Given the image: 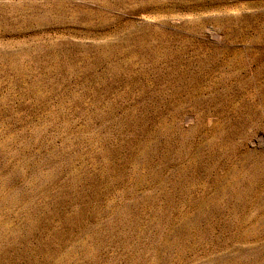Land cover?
Returning <instances> with one entry per match:
<instances>
[{
    "label": "rangeland",
    "instance_id": "1",
    "mask_svg": "<svg viewBox=\"0 0 264 264\" xmlns=\"http://www.w3.org/2000/svg\"><path fill=\"white\" fill-rule=\"evenodd\" d=\"M0 264H264V0H0Z\"/></svg>",
    "mask_w": 264,
    "mask_h": 264
}]
</instances>
